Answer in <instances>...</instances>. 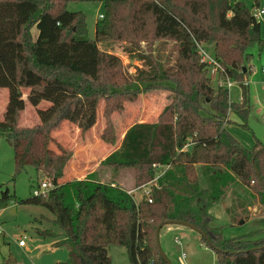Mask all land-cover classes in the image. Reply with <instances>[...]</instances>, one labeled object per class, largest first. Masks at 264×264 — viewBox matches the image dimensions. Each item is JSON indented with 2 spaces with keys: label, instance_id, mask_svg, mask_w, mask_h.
Segmentation results:
<instances>
[{
  "label": "trees",
  "instance_id": "obj_1",
  "mask_svg": "<svg viewBox=\"0 0 264 264\" xmlns=\"http://www.w3.org/2000/svg\"><path fill=\"white\" fill-rule=\"evenodd\" d=\"M71 1L105 4L93 39L86 14L69 10ZM256 6L258 1L249 5L246 0H0V88L8 90L0 137L17 150L18 172L40 137L42 160L28 163L38 179L44 178L43 171L52 183L47 193L25 199L6 190L0 208L14 200L43 206L54 215L62 233L52 246L69 254L55 264H112V244L126 249L131 264H168L159 253L156 229L170 220L205 231L208 239L200 235L201 241L217 253L216 264H264V238L254 239L253 233L225 238L222 226L211 225V211L221 203H229L231 223L247 220L255 202L264 211V144L257 139L247 148L227 129L232 114L247 126L251 48H264L261 23L252 12ZM142 38L174 40V65L142 56L144 65L131 74L116 55L99 46L110 40L134 44ZM201 45L213 47L224 68L221 79L239 82V102L211 80ZM144 91L165 92V103L156 121L129 127L108 163L116 170L132 169L137 185L155 178L160 170L154 163L169 165L158 186L137 202L129 189L115 180L101 181L95 172L66 179L74 151L65 146L54 151L53 132L68 122L87 133L98 122L102 102L101 139L115 146L119 133L112 114L123 113L125 104H134ZM26 101L36 107L49 102L38 109L40 121L33 126L19 124ZM236 181L249 198L234 189ZM39 233L57 236L51 230ZM3 264L18 263L9 253Z\"/></svg>",
  "mask_w": 264,
  "mask_h": 264
},
{
  "label": "rangeland",
  "instance_id": "obj_2",
  "mask_svg": "<svg viewBox=\"0 0 264 264\" xmlns=\"http://www.w3.org/2000/svg\"><path fill=\"white\" fill-rule=\"evenodd\" d=\"M246 1L249 5L254 1H258L257 7L264 8V0ZM68 8L71 11H83L86 14L88 37L93 39L95 37L96 22L106 13L105 4L94 1H71L68 4ZM258 20L261 23V36L264 38V16L259 17ZM34 33L36 35V30H34ZM99 46L102 50L116 55L126 70L131 74L136 73L137 68L144 65L142 56H152L154 59L160 58L163 63L169 66L174 65L177 56V43L172 39L150 40L142 38L134 44L126 40H110L100 42ZM205 51L208 55L214 57L212 46H205ZM251 52L256 57H259L260 53L263 54L264 59V48H261L259 45L253 46ZM259 77L254 76V73H249L248 97L250 99V113L247 119L248 127H244L243 119L235 114H232L233 117L231 119L233 122L230 123V129L234 132L236 131L235 135L239 140H242L243 143H248V147L251 148L254 147L257 139L264 144V89L262 87V80ZM231 80L234 81V85L229 89L230 98L236 103L242 98L243 90L238 81L233 78ZM27 92L28 89H25V93ZM144 93L145 96L140 95L134 104L131 102L126 103V110L123 113L114 112L112 114V120L119 133L117 146L121 144V132L123 131V126H126L127 120L129 122L127 127L132 126V124L140 120L144 121L146 118L150 122L156 121L157 114L160 111L159 107L162 106L166 93L163 91H156L151 94L149 92L146 94L144 91ZM7 95L8 90L6 88H0V117L3 114V103L8 98ZM48 105L49 102L47 101H43L38 107L26 102V107L19 116V124L21 126H33L37 124L40 121L38 109ZM102 106L103 104L101 102L99 116L102 123H105L101 114ZM148 107L151 108L148 109ZM65 127L70 130L68 134L62 135L63 132H53L51 148L54 151L56 148L61 150L62 146L73 150L79 148L81 155L74 159V162H77L79 159H83L84 154L87 156V152L84 151L85 149L82 150V142L85 139V134L81 131L76 132L75 125L68 122H64L59 131L64 130ZM100 127L101 122H99L97 129L94 128V130H91L87 138H94V141H98L101 138V133L99 132ZM100 141L105 155L109 154L115 147L117 148L116 145L111 148V144L105 143L102 139ZM116 148L113 150L114 153L117 151ZM100 149L99 151L102 152ZM16 153L17 150L15 147L11 146L5 138L0 137V197L4 191L9 190L17 198L25 199L35 195L34 189L38 187V183L41 181V179H38L34 165L28 163L30 161L33 163L42 160L41 138L37 137L34 141L31 153L25 160L26 165L19 172L16 169ZM111 154L100 163L95 171L96 178L107 182L115 180L122 187L134 190L133 193L137 200L142 199L144 197L141 191L142 189H138L142 185L136 184L133 170L130 168L116 170L114 168L115 164L108 163L114 158V155ZM93 161L95 162V160ZM93 164H90L89 167H93ZM74 165L76 167L78 166V164ZM157 169L160 170L162 167ZM68 170L66 179H72L73 176H69L70 173ZM40 173L44 177L42 180H48V175L45 172L40 171ZM223 219V235L225 238H233L252 233L254 239L264 238V220L257 222L252 220L253 222L248 221L242 225L237 224L236 226L226 221V216H223ZM0 223L4 231L0 235V264H3V258L8 256L9 253H12L18 264H55L56 262L68 260L69 254L66 248L52 246L61 237L62 229L54 221V215L45 207L16 203L14 200H10L6 207L0 208ZM166 229L165 227L161 231L160 243L173 264H216L217 253L202 243L201 236L197 231L187 226H179V230L176 232H166ZM40 230H51L57 236H44L39 233ZM24 236L27 238V245L21 247L18 244V240ZM176 237L179 238V243L175 242ZM184 253L186 257H183ZM109 254L112 259V264H131L126 249L123 246L117 244L110 245Z\"/></svg>",
  "mask_w": 264,
  "mask_h": 264
},
{
  "label": "crops",
  "instance_id": "obj_3",
  "mask_svg": "<svg viewBox=\"0 0 264 264\" xmlns=\"http://www.w3.org/2000/svg\"><path fill=\"white\" fill-rule=\"evenodd\" d=\"M252 55H253V57H252V60H251V70H250V72L249 73H254V76H260L259 77V79H261L262 80V82H263V80H264V74H263V72L261 71V68H262V66L264 65V59H263V54H261L260 53V56L259 57H256L255 55H254V53H252ZM248 78H249V76H248ZM152 92H154V91H151V92H149V94H151ZM156 92V91H155ZM147 94V93H146ZM141 95H143V97L145 96V93L144 94H141ZM7 97H8V95H7ZM142 98V97H141ZM241 100V99H240ZM26 102H28V101H26ZM7 103H8V98H6V100L4 101V103H3V111H2V113L4 114V112H5V109H6V105H7ZM164 103H165V101L162 103V106L164 105ZM154 106V105H153ZM162 106L161 107H159V110L162 108ZM151 108V107H150ZM149 107H148V109H150ZM159 113V112H158ZM3 114H2V117H0V119L1 118H3ZM101 114H102V110H101ZM100 114V115H101ZM158 115V114H157ZM236 115V114H235ZM149 116H150V114H149ZM231 117H233L232 115L230 116V120H231V122L230 123H232L233 121H232V119H231ZM99 122H101V127H100V129H99V132L100 133H102V131L104 130V128H105V123H102V120H100V116H99V118H98V122L96 123V125L91 129V130H94V128L95 129H97V126H98V124H99ZM139 122H149V119L148 118H146V120H144V121H142V120H140ZM128 120L126 121V126H123V131L121 132V143H122V139H123V137H124V135H125V133H126V131L128 130V128L129 127H127L128 126ZM230 123L229 124H227V129H228V125H229V129H228V131L232 134L233 133V135L239 140V138L235 135L236 134V131L234 132L233 130H231L230 129ZM76 127V126H75ZM120 127V126H119ZM62 128V127H61ZM60 128V129H61ZM59 129V130H60ZM76 129V132H80V129L78 128V127H76L75 128ZM59 130H57V131H55L56 133H60V132H63L62 133V135H65V134H68V132L70 131L69 129H67V127H65L64 128V130H62V131H59ZM91 130L90 131H88L87 133H85V139L83 140V147H82V150H84V151H86L87 152V156L84 154V157H83V159H79L77 162H74V159H75V157H77V156H79V155H81L80 154V151H79V148H76L75 150H73L74 151V156H73V158H72V160H71V163H70V165H69V176H73L74 178H77V179H81V178H85L87 175H89L90 173H92V172H95L96 170H97V168L99 167V165H100V163L101 162H103V160L109 155V154H111L112 152H113V150L116 148H114L113 150H111L110 151V153L109 154H107V155H105L104 154V148H102L101 147V141H100V139L101 138H99V140L98 141H94V138H92V139H90V138H87V135L91 132ZM54 132V133H55ZM240 141V140H239ZM244 146H246L247 148H251V147H248L249 146V144L248 143H243L242 142V140L240 141ZM117 146V145H116ZM121 146V144L119 145V146H117V148H116V150L119 148ZM100 147H101V149H100ZM112 147H114V146H112L111 145V148ZM71 149V148H70ZM99 149L100 150H102V152L101 151H99ZM110 149V148H109ZM56 150H57V152H61V150H58L57 148H56ZM90 150H92L91 152H90ZM93 160H95V162L93 161ZM92 163H94L93 164V167H89V165L90 164H92ZM74 164H78V166L76 167ZM200 165H198L197 166V170H198V172H199V174H200ZM123 179V178H122ZM101 181H105V180H101ZM233 187H234V189L240 194V195H242V196H244V197H248L249 198V193H248V190L239 182V181H236L234 184H233ZM135 197V196H134ZM135 199H136V197H135ZM141 199H139V200H137L136 199V201H140ZM227 204H229V203H221V204H219L218 206H215V207H213V209H212V211H211V213L213 214V221L211 222V225L212 226H222V228H223V221H224V219H223V216H226V218L228 219H225L226 221H228V222H230L229 221V217H228V215H227V213H226V205ZM250 208V210L252 211V213H251V215H250V217L247 219V220H242V221H239V222H235V223H231L232 225H236L237 226V224H239V225H242V224H244V223H246V222H248V221H252V220H254L255 222H257V221H261V220H264V211H263V208H262V206L258 203V202H255L252 206H250L249 207ZM253 222V221H252ZM179 226H185V225H181V224H167V225H164L162 228H161V230H160V235H161V231L166 227L167 229V231L166 232H169V231H171V232H176V231H178L179 229H178V227ZM201 238V237H200ZM176 242V241H175ZM27 245V244H26ZM21 247H25V246H21Z\"/></svg>",
  "mask_w": 264,
  "mask_h": 264
},
{
  "label": "built area",
  "instance_id": "obj_4",
  "mask_svg": "<svg viewBox=\"0 0 264 264\" xmlns=\"http://www.w3.org/2000/svg\"><path fill=\"white\" fill-rule=\"evenodd\" d=\"M253 15L255 16V18H259L261 16H264V8H260V7H254L253 10ZM103 17V16H101ZM200 51L202 54V62L206 63L208 65V69H209V76L211 78V80L217 85V86H225L228 89H230L233 85H234V81L231 80V78H228L226 80L221 79L220 78V72L224 71V68L221 66V64L218 62V60L214 57H211L210 55H208L205 51V46L201 45L200 46ZM261 71L264 74V65L261 68ZM262 87L264 89V80L262 82ZM189 144H187L185 146V149L188 148ZM154 167L160 168L162 167V169H160V171L157 173V175L155 176V178H153L151 181H149L148 183L142 185L141 187H139L138 189H142V193L144 196H149L150 192H151V187L152 186H158V178L165 172V170L169 167V165H161V164H157L154 163L153 164ZM52 187V183L51 181L48 179H43L41 180V184L40 186H38L37 188L34 189V194L35 195H43L45 193H47L49 191V189ZM134 190H130L129 192L133 193ZM135 198V197H134ZM136 200V199H135ZM151 201V199H150ZM138 202V201H137ZM4 231L2 229L1 223H0V234H2ZM26 236L22 237L21 239L18 240V244L20 246H26ZM175 241L177 243H179V238L176 237ZM183 257H186V254H183Z\"/></svg>",
  "mask_w": 264,
  "mask_h": 264
},
{
  "label": "water",
  "instance_id": "obj_5",
  "mask_svg": "<svg viewBox=\"0 0 264 264\" xmlns=\"http://www.w3.org/2000/svg\"><path fill=\"white\" fill-rule=\"evenodd\" d=\"M167 224H181V225H185L187 227H190L192 229H194L195 231H197L200 235L202 236H205L207 237L208 239V236L206 234L205 231H203L202 229H200L199 227L195 226L194 224L192 223H189V222H186V221H173V220H170V221H166V222H162L158 225L157 229H156V243H157V246H158V249H159V253L160 255L162 256V258L168 263V264H173L172 261L169 259V257L167 256V254L165 253V251L163 250L162 246H161V243H160V230L161 228L164 226V225H167Z\"/></svg>",
  "mask_w": 264,
  "mask_h": 264
}]
</instances>
